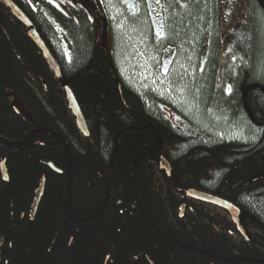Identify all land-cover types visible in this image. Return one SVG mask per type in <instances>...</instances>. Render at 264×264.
<instances>
[{"label":"trees","instance_id":"trees-1","mask_svg":"<svg viewBox=\"0 0 264 264\" xmlns=\"http://www.w3.org/2000/svg\"><path fill=\"white\" fill-rule=\"evenodd\" d=\"M11 1L60 76L0 1V137L19 142L50 130L63 139L73 220L57 139L41 132L18 149L0 144V264H264V0H241L222 40L220 0L168 8L171 66H186L187 106L122 77L115 53L100 44L98 18L77 0ZM240 127L245 141L232 138ZM188 189L231 203L238 224Z\"/></svg>","mask_w":264,"mask_h":264},{"label":"rangeland","instance_id":"rangeland-1","mask_svg":"<svg viewBox=\"0 0 264 264\" xmlns=\"http://www.w3.org/2000/svg\"><path fill=\"white\" fill-rule=\"evenodd\" d=\"M29 2L33 7L36 6V0ZM240 2L241 0H220L218 31L222 36L232 27ZM77 3L91 17L98 18L100 44L114 50L122 77L138 89L152 88L176 106H187V90L179 78L186 66L163 67L159 60L160 55H155L148 43L149 29L144 18L141 17L137 22L139 17L131 15L130 22L128 14L117 0H77ZM58 31L64 41L60 28ZM190 59L191 56L187 61ZM245 131L242 127L234 128L232 138L239 141L247 140Z\"/></svg>","mask_w":264,"mask_h":264},{"label":"water","instance_id":"water-1","mask_svg":"<svg viewBox=\"0 0 264 264\" xmlns=\"http://www.w3.org/2000/svg\"><path fill=\"white\" fill-rule=\"evenodd\" d=\"M0 1L3 2L7 6V8L19 19L20 23L28 31L31 39L35 42V44L41 50L44 58L46 59L49 67L51 68L52 72L58 78L60 76L59 67H58L57 63L55 62L54 58L52 57V55L50 54L49 50L47 49V47L45 46V44L41 40V38H40L39 34L37 33L36 29L34 28V26L23 15V13L13 4V2L11 0H0ZM209 36H210V27L207 28V32H206L205 45H204V48H203V52L204 53H206V51H207V45H208V41H209ZM64 90H65L66 98H67V101H68L69 109L71 110L72 114L74 115L77 127L82 132V134H84L85 136H88L89 133H88L87 126L85 124V121L83 119V116L81 114V111H80V109L78 107V104L76 102V99H75L73 93L71 92V90L68 87H65ZM15 112L18 113L19 110L16 109ZM37 132H45V133H49L52 136H54L57 139V141L60 143L61 147L63 148V150L66 153L67 162H68L67 194H66V198H65L63 206H64L65 214L70 218V216L67 214V211H66V203H67V201L69 199V196H70V191H69L70 151H69L67 145L65 144V142L63 141V139L58 134H56L53 131H50V130H36V131L31 132L26 139H24L23 141H20V142H11V141L5 140V139L0 137V144L3 145V146H6L7 148H10V149H18V148H21L23 145H26L31 140L33 135L35 133H37ZM160 164L165 169L167 175L169 176L170 167H169L167 161H165L163 158H160ZM48 166H49V168L51 170L57 171L51 164H48ZM3 176L5 177V173L4 172H3ZM41 186H42V183H40V186L37 189L35 197H34V199L32 201V204H31V210H30V217L31 218L33 217L34 212L36 211V208H37ZM186 193L190 197H192L193 199H195L197 201L208 203V204H212V205H215V206H217L219 208H222V209L228 211L230 213V216L233 218L234 223L238 224V221H237L238 210L231 203H229V202H227V201H225V200H223V199H221L219 197H216V196H213V195H210V194L198 191V190H194V189H188L186 191ZM179 210H180L179 217H182L183 212H184V205H182ZM70 219L73 220V218H70ZM238 229H239V231L241 233H243V231L241 230L240 227Z\"/></svg>","mask_w":264,"mask_h":264},{"label":"flooded vegetation","instance_id":"flooded-vegetation-1","mask_svg":"<svg viewBox=\"0 0 264 264\" xmlns=\"http://www.w3.org/2000/svg\"><path fill=\"white\" fill-rule=\"evenodd\" d=\"M117 1L124 8L125 13L128 14L127 16L130 22H132L130 19L131 15H135L139 17L137 22H139L141 17L146 20L149 29L148 43L150 44V46H152L151 48L155 52V55L158 56L160 55L159 60L163 65V67L165 68L171 66V64L175 59V49L167 44V42H169L167 40L170 38L169 33H170V22H171L167 17L168 16L167 10L168 8L173 6L181 7L183 6L182 4H186L188 0H159V2H157V0H117ZM188 3H190V1ZM208 27H210V35H211L212 20H209ZM217 32H218L216 33L217 37H219L222 40L223 36L219 33L218 30ZM205 37L202 43L203 48L205 45ZM209 38L211 37L209 36ZM209 44H210V39L208 41L207 50ZM110 49L112 50V48ZM112 51L114 52V50ZM159 106L161 108V105ZM37 133H41V132H37Z\"/></svg>","mask_w":264,"mask_h":264},{"label":"snow or ice","instance_id":"snow-or-ice-1","mask_svg":"<svg viewBox=\"0 0 264 264\" xmlns=\"http://www.w3.org/2000/svg\"><path fill=\"white\" fill-rule=\"evenodd\" d=\"M157 2H159V0H157ZM228 92L231 91V86H229V88L227 89Z\"/></svg>","mask_w":264,"mask_h":264}]
</instances>
